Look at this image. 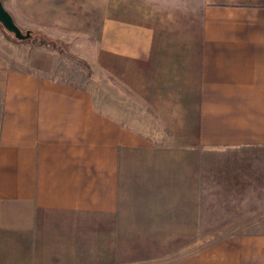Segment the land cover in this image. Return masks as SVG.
Listing matches in <instances>:
<instances>
[{
    "label": "crops",
    "instance_id": "1",
    "mask_svg": "<svg viewBox=\"0 0 264 264\" xmlns=\"http://www.w3.org/2000/svg\"><path fill=\"white\" fill-rule=\"evenodd\" d=\"M105 28L102 49L138 66L136 112L47 70L0 63V211L29 205L69 219L102 212L127 219L167 204L174 228L190 231H160L153 213L137 216L153 231L135 234L207 235L208 157L216 154L217 234L227 236L216 264H264V228L253 221L254 205H264V0H205L196 67L179 81L144 67L152 59L144 29ZM163 135L167 144L157 143Z\"/></svg>",
    "mask_w": 264,
    "mask_h": 264
},
{
    "label": "rangeland",
    "instance_id": "2",
    "mask_svg": "<svg viewBox=\"0 0 264 264\" xmlns=\"http://www.w3.org/2000/svg\"><path fill=\"white\" fill-rule=\"evenodd\" d=\"M1 1L23 35L29 34V38L17 40L0 24L2 65L25 71L47 70L45 74L51 77L90 88L98 100L107 98L118 105L123 100L133 112L137 105L143 107L136 94L138 66L130 68L125 60L102 49L98 38L105 33L106 25L113 26L115 33L122 24L149 33L152 59L144 67L150 72L155 68L156 73L160 68L162 74H167L165 82L168 73H176L179 81L182 71L196 67L205 0ZM40 40L43 43L38 45ZM144 111L148 125L158 131V124L152 122V110ZM165 140L163 135L157 143L167 144ZM218 158L216 154L208 157L207 235L135 234L153 231V222L138 221L137 211L124 213L127 219H120V213L105 212L69 219L32 210L29 205H6L0 211V264H216L217 244L227 238L217 234L220 213L216 172L222 162ZM254 206L258 210L253 221L257 231H263L264 205ZM160 207L156 212L145 211L141 218L155 213L162 218L160 231H190L174 228V212L167 204ZM138 222L149 229H136L133 224Z\"/></svg>",
    "mask_w": 264,
    "mask_h": 264
},
{
    "label": "water",
    "instance_id": "3",
    "mask_svg": "<svg viewBox=\"0 0 264 264\" xmlns=\"http://www.w3.org/2000/svg\"><path fill=\"white\" fill-rule=\"evenodd\" d=\"M0 24L9 33L13 34L17 40H25L29 38V34L23 35L21 30L16 26L11 15L4 8L2 1L0 0Z\"/></svg>",
    "mask_w": 264,
    "mask_h": 264
},
{
    "label": "trees",
    "instance_id": "4",
    "mask_svg": "<svg viewBox=\"0 0 264 264\" xmlns=\"http://www.w3.org/2000/svg\"><path fill=\"white\" fill-rule=\"evenodd\" d=\"M43 43V41L42 40H40L37 44L39 45V44H42Z\"/></svg>",
    "mask_w": 264,
    "mask_h": 264
}]
</instances>
